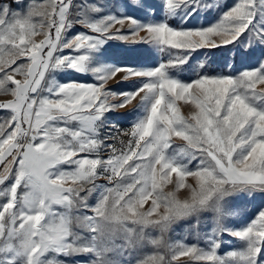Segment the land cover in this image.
<instances>
[{
    "label": "snow or ice",
    "instance_id": "snow-or-ice-1",
    "mask_svg": "<svg viewBox=\"0 0 264 264\" xmlns=\"http://www.w3.org/2000/svg\"><path fill=\"white\" fill-rule=\"evenodd\" d=\"M14 3L20 7L0 2V91L14 97L0 102L8 110L0 120V264H171L180 256L188 264H264V206L242 227L227 223L238 214L229 197L264 201V88L257 90L264 85V0H160L159 10L147 0ZM202 13L215 19L192 25ZM77 23L87 31L66 38ZM112 40L148 44L168 59L151 67H93ZM228 46L220 73L203 62L192 65L201 50ZM67 70L90 73L96 82L48 79ZM183 72L194 78L173 75ZM118 74L117 84L137 78L136 89L113 91L109 81ZM140 93L142 118L128 128L108 122L109 112ZM172 137L187 142L178 155L166 151ZM117 138L119 147L106 143ZM189 176L197 185L181 200L175 193ZM98 179L112 186L97 185ZM165 183L174 185L167 195ZM150 198L148 210L138 211ZM204 213H211L210 227L202 231ZM181 220L192 221L189 231L204 247L169 242ZM225 237L239 247L220 254ZM147 246L154 251L142 256Z\"/></svg>",
    "mask_w": 264,
    "mask_h": 264
},
{
    "label": "rangeland",
    "instance_id": "rangeland-1",
    "mask_svg": "<svg viewBox=\"0 0 264 264\" xmlns=\"http://www.w3.org/2000/svg\"><path fill=\"white\" fill-rule=\"evenodd\" d=\"M0 2L9 3L12 5L13 9H17L20 7L19 5H16L14 3V0H0ZM25 4H28L32 2V0H24ZM35 3L40 4L44 3V0H34ZM77 3H98L100 0H76ZM147 2L154 4L157 6L158 10L162 7L160 5V0H147ZM222 3L232 4L234 2H238V0H221ZM258 2V0H257ZM157 18L159 17V14H157ZM34 19H39V17H34ZM215 19L214 13H202L196 16L195 19L192 20V25H204L207 26V24L211 23ZM170 23H174V21H170ZM78 31H87L83 28L80 24H74L72 29L69 30V32L64 33L66 38H70L71 36L75 35ZM141 35H144V33H141ZM43 37L37 35L33 37L34 40L39 42ZM218 39V38H214ZM230 49L231 46H228V48H217V49H204L201 50L199 54H194V59L192 60V65L196 66L199 63L203 62L207 64L208 68L207 71L214 72V73H220L222 70V67L224 66L227 59L230 58ZM149 52H152L153 55H147ZM65 55H75L77 53L72 52L69 49H65L64 53ZM257 54H259V49H257ZM168 59L166 54H159L156 52L155 49H153L148 44H131L126 43L118 40H112L109 41L104 48L101 50L100 53H97L92 61V66H98V65H115V66H135V67H151L153 65H158L161 62H166ZM21 60L27 62V57H22ZM20 61H17L19 63ZM255 63V60H252L249 64L242 65L241 63L236 64V70L242 69V67H250ZM15 67V65H13ZM24 71L26 72L27 69L25 68ZM227 71V70H225ZM233 74H235V70L233 71ZM47 75V74H46ZM173 75L177 76L178 78L188 81L190 79L194 78V75L191 72H183V73H173ZM55 78V80L59 83H66L70 80H76L79 82L84 83H95L96 81L93 79L92 75L89 74H80L77 72H74L72 70L67 71H58L55 73H52L51 76H48V79ZM18 80H23V76L17 75L15 77ZM120 79V74L117 75L116 78L109 81V87H112L113 91H130L135 90L138 86V80L137 78L130 79L128 81H124L123 83L117 84V81ZM43 83V82H42ZM261 88H264V85H257V90L259 91ZM42 95H45L46 93H41ZM143 93H140L137 95L130 104H128L125 108L116 110L114 112H109L107 114V120L109 123L116 124L121 128H128L132 123H134L137 119L142 118L145 114V110L142 107H138L140 96H142ZM14 99L12 97L11 93H4L0 91V102H7L9 100ZM118 102V101H115ZM177 107L180 111V114L184 117H188L189 113L187 111V106L182 101L177 102ZM8 113V110H0V120H2ZM111 128V125L105 126L101 130V135H106L109 133V129ZM114 134V129H113ZM106 143H113L116 144L117 147H119V138L116 140H108ZM143 143V142H142ZM170 145L171 147L167 149L166 151L169 154H177L178 150L181 147H187V142L180 140L177 137H172L170 139ZM109 150L104 149L102 155L105 156V158L108 155ZM10 159V158H9ZM194 163V162H193ZM1 165V163H0ZM192 165H189L191 167ZM4 169V163L0 166V172H2ZM172 180H175V176L171 178ZM97 185H107L112 186L109 184V182L106 179H98L96 181ZM186 187L183 189H180L176 191L175 195L177 198L183 200L185 198H190L191 196V189L196 188L197 182L195 178L189 176L184 181ZM188 186H191L189 188ZM162 193L164 195H167L169 192L174 191V185L172 183H165L161 189ZM99 197V192H93L91 196L88 198V203L91 206H95L97 203V199ZM3 200L0 199V203H2ZM151 206V198L144 204L142 208H139L138 211L145 212L148 210V208ZM264 206V201H261L259 199L253 200L251 197H248L244 193H240L234 196H231L228 198V207L233 209L236 213L232 216H230L227 220V223L231 227H242L247 222H249L250 218L254 217V214L257 212V210ZM81 211L86 212L88 215H94V213L91 212L90 209H82ZM163 212V207L158 208L157 214ZM155 215V214H154ZM211 213H204L203 217L205 219V222H202L201 224V230H207L208 227H210V224L207 223L208 218H210ZM151 219V218H150ZM191 220H181L177 221L176 224L173 225L172 231L169 233V242L170 243H179L183 242L188 245L192 244H199L200 247H204L205 243L203 240L197 241V239L194 237V235L189 231L188 225L191 224ZM82 234H86L83 233ZM153 235H158L156 232H152ZM227 242L225 243L224 247L221 249L220 254H224L225 250H234L239 247V241L233 240L231 237H225ZM153 248L151 246H147L144 249L140 250L141 255H150L153 253ZM163 254L166 255V258L171 259L170 256H168L166 250H161ZM48 259H52L53 256L51 254L47 255ZM59 259H64V257H59ZM73 259H79L84 260L85 257H75ZM189 257L187 256H180L177 257L175 260H171V264H188ZM69 264H72V261H69Z\"/></svg>",
    "mask_w": 264,
    "mask_h": 264
},
{
    "label": "trees",
    "instance_id": "trees-1",
    "mask_svg": "<svg viewBox=\"0 0 264 264\" xmlns=\"http://www.w3.org/2000/svg\"><path fill=\"white\" fill-rule=\"evenodd\" d=\"M1 1H2V0H1ZM1 165H2V163H1ZM1 165H0V166H1Z\"/></svg>",
    "mask_w": 264,
    "mask_h": 264
}]
</instances>
